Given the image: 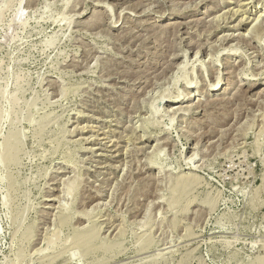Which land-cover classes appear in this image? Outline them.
Returning a JSON list of instances; mask_svg holds the SVG:
<instances>
[{"label":"rangeland","instance_id":"374dc122","mask_svg":"<svg viewBox=\"0 0 264 264\" xmlns=\"http://www.w3.org/2000/svg\"><path fill=\"white\" fill-rule=\"evenodd\" d=\"M263 10L0 0V264L264 262Z\"/></svg>","mask_w":264,"mask_h":264},{"label":"bare ground","instance_id":"6f19581e","mask_svg":"<svg viewBox=\"0 0 264 264\" xmlns=\"http://www.w3.org/2000/svg\"><path fill=\"white\" fill-rule=\"evenodd\" d=\"M249 3H246V4H243V6L244 7H247V6H250L249 4H251L252 2L251 1H248ZM251 2V3H250ZM243 8V7H242ZM241 9V8H240ZM244 11H246V10H244ZM243 11V18H241V20H240V22H239V24L237 25L238 27L237 28H240V27H242V26H244V25H250L249 26V28L246 30L248 33L247 34H251V37L253 38V37H257L260 33H261V31L262 30H264L263 28V23H264V10L263 11H261L260 13H259V16H258V19H256V20H252L251 22H250V18H245V14H246V12H244ZM239 12H240V10H239ZM239 12H235V15H234V17L236 16V15H239L240 13ZM249 12V11H248ZM249 13H252V12H249ZM242 14V13H241ZM245 18V19H244ZM227 20H228V18H226ZM164 20H166V21H172V20H174V17H164ZM232 20V19H231ZM259 21V22H258ZM246 34H242V36L240 35L239 37L240 38H244V37H246L245 36ZM231 38L233 37V36H230ZM228 38V36L226 35V37L224 36V40L226 39H229V41H230V39L231 38ZM235 37V36H234ZM223 38V37H222ZM223 40V41H224ZM241 40V39H240ZM239 40V41H240ZM248 40V39H247ZM246 40V41H247ZM228 41V40H227ZM244 42V41H243ZM249 42V41H248ZM251 43V42H250ZM248 44V43H247ZM201 52V51H200ZM197 53L196 55H199V54H201V53ZM185 63V62H184ZM184 65V64H183ZM182 65V66H183ZM238 65V64H237ZM179 66V65H178ZM233 69V68H232ZM222 80V79H221ZM221 80H220V78L218 79V81L216 82V84H214L211 88H210V93H215V92H217V91H220L219 89H221V90H223V87L222 86H220V83H221ZM229 81V80H228ZM228 83V82H227ZM222 87V88H221ZM231 86L230 87H227V89L228 90H231ZM248 88H251V86H249ZM233 90V89H232ZM248 90V89H247ZM212 91V92H211ZM188 96H186L185 98H183V99H180L181 101H179V103H181V104H184V103H187L186 101H188V100H186V98H187ZM189 99H191V96L189 97ZM180 108V107H179ZM176 109V108H175ZM179 110V109H178ZM9 144V143H8ZM6 145H7V143H6ZM8 146V145H7ZM11 147V146H10ZM194 178H196V177H193V179ZM183 181V180H182ZM190 200V199H189ZM194 201V200H193ZM188 203V202H187ZM192 203V202H191ZM88 228V227H87ZM89 234V232H85V233H83L82 234V236L81 237H83V238H81V239H79L78 241H77V245H79V243L81 244V243H84L85 242V239L84 238H86L87 237V235ZM86 235V236H85ZM261 264H264V262H261Z\"/></svg>","mask_w":264,"mask_h":264}]
</instances>
